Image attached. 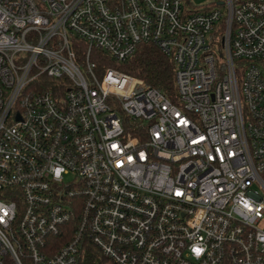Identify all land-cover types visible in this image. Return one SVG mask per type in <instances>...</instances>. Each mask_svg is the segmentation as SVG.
Wrapping results in <instances>:
<instances>
[{
  "label": "built area",
  "instance_id": "2783aa9c",
  "mask_svg": "<svg viewBox=\"0 0 264 264\" xmlns=\"http://www.w3.org/2000/svg\"><path fill=\"white\" fill-rule=\"evenodd\" d=\"M175 63L174 98L115 67ZM264 264V0H0V264Z\"/></svg>",
  "mask_w": 264,
  "mask_h": 264
},
{
  "label": "trees",
  "instance_id": "16d2710c",
  "mask_svg": "<svg viewBox=\"0 0 264 264\" xmlns=\"http://www.w3.org/2000/svg\"><path fill=\"white\" fill-rule=\"evenodd\" d=\"M100 67H115L143 80L144 88H156L174 98L177 86L175 63L153 45L139 46L135 55L124 63L118 64L101 52L95 53ZM78 264H114L93 244H89L80 256Z\"/></svg>",
  "mask_w": 264,
  "mask_h": 264
},
{
  "label": "rangeland",
  "instance_id": "374dc122",
  "mask_svg": "<svg viewBox=\"0 0 264 264\" xmlns=\"http://www.w3.org/2000/svg\"><path fill=\"white\" fill-rule=\"evenodd\" d=\"M214 1H216V0H191V6L193 8L202 7L204 5H209V4L213 3Z\"/></svg>",
  "mask_w": 264,
  "mask_h": 264
}]
</instances>
